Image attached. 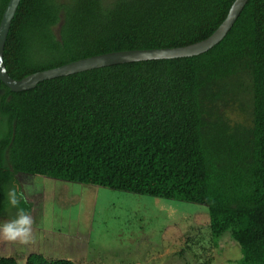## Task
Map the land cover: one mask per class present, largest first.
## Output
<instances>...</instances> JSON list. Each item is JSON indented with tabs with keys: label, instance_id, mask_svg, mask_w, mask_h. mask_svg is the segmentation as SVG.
I'll list each match as a JSON object with an SVG mask.
<instances>
[{
	"label": "trees",
	"instance_id": "trees-1",
	"mask_svg": "<svg viewBox=\"0 0 264 264\" xmlns=\"http://www.w3.org/2000/svg\"><path fill=\"white\" fill-rule=\"evenodd\" d=\"M233 1L20 0L3 63L21 79L97 54L192 44ZM19 173L204 205L210 248L227 233L237 264H264V0H248L199 55L95 68L20 92L0 80V206ZM24 263L77 264L39 253ZM0 264L17 261L1 255Z\"/></svg>",
	"mask_w": 264,
	"mask_h": 264
},
{
	"label": "rangeland",
	"instance_id": "rangeland-1",
	"mask_svg": "<svg viewBox=\"0 0 264 264\" xmlns=\"http://www.w3.org/2000/svg\"><path fill=\"white\" fill-rule=\"evenodd\" d=\"M17 178L21 185L38 186L28 198L33 242L0 239V256L14 257L17 264H25L29 253L77 264H237L239 259L227 233L210 248L204 205L39 175ZM15 213L8 202L0 206V222Z\"/></svg>",
	"mask_w": 264,
	"mask_h": 264
},
{
	"label": "water",
	"instance_id": "water-1",
	"mask_svg": "<svg viewBox=\"0 0 264 264\" xmlns=\"http://www.w3.org/2000/svg\"><path fill=\"white\" fill-rule=\"evenodd\" d=\"M20 0H8L0 19V80L13 92L34 88L37 83L77 72L106 67L122 63L171 59L199 55L219 43L233 25L242 8L248 0H234L228 13L219 26L205 39L198 42L167 48L132 49L113 51L81 58L69 63L31 73L21 79L9 76L3 63V48L5 39Z\"/></svg>",
	"mask_w": 264,
	"mask_h": 264
},
{
	"label": "clouds",
	"instance_id": "clouds-1",
	"mask_svg": "<svg viewBox=\"0 0 264 264\" xmlns=\"http://www.w3.org/2000/svg\"><path fill=\"white\" fill-rule=\"evenodd\" d=\"M37 190L38 186L35 182L13 185L7 190V202L16 209V213L13 218L0 222V239L25 245L33 242L34 218L20 205L22 202H27L29 195Z\"/></svg>",
	"mask_w": 264,
	"mask_h": 264
}]
</instances>
